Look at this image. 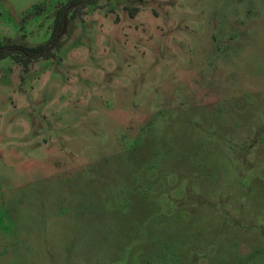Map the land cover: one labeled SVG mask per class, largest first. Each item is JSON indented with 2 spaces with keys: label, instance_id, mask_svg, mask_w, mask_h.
Wrapping results in <instances>:
<instances>
[{
  "label": "rangeland",
  "instance_id": "374dc122",
  "mask_svg": "<svg viewBox=\"0 0 264 264\" xmlns=\"http://www.w3.org/2000/svg\"><path fill=\"white\" fill-rule=\"evenodd\" d=\"M60 7L0 61V264H264V0H0V38Z\"/></svg>",
  "mask_w": 264,
  "mask_h": 264
},
{
  "label": "trees",
  "instance_id": "16d2710c",
  "mask_svg": "<svg viewBox=\"0 0 264 264\" xmlns=\"http://www.w3.org/2000/svg\"><path fill=\"white\" fill-rule=\"evenodd\" d=\"M68 9V7L58 8L55 14L52 34L46 42L35 45H23L0 38V61L13 57L16 61L27 65L35 59L52 57L54 55L53 50L59 47L60 37L68 24Z\"/></svg>",
  "mask_w": 264,
  "mask_h": 264
}]
</instances>
